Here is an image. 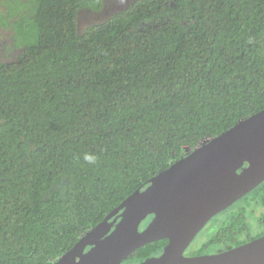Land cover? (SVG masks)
I'll return each mask as SVG.
<instances>
[{
    "label": "trees",
    "instance_id": "1",
    "mask_svg": "<svg viewBox=\"0 0 264 264\" xmlns=\"http://www.w3.org/2000/svg\"><path fill=\"white\" fill-rule=\"evenodd\" d=\"M102 8L0 1V34L12 28L21 52L7 61L0 50V264H54L186 149L264 110V0H135L79 34L80 12ZM258 208L264 182L188 253L264 236ZM168 243L125 263L160 256Z\"/></svg>",
    "mask_w": 264,
    "mask_h": 264
},
{
    "label": "water",
    "instance_id": "2",
    "mask_svg": "<svg viewBox=\"0 0 264 264\" xmlns=\"http://www.w3.org/2000/svg\"><path fill=\"white\" fill-rule=\"evenodd\" d=\"M263 182L264 110L186 149L149 188L136 191L54 264H129L125 261L139 248L165 239L169 243L160 256L132 264H264V236L222 253L185 254L214 216ZM125 207L128 210L117 227L101 238ZM152 214L148 226L141 229Z\"/></svg>",
    "mask_w": 264,
    "mask_h": 264
},
{
    "label": "rangeland",
    "instance_id": "3",
    "mask_svg": "<svg viewBox=\"0 0 264 264\" xmlns=\"http://www.w3.org/2000/svg\"><path fill=\"white\" fill-rule=\"evenodd\" d=\"M2 1V0H0ZM135 0H103V8L100 11H89L88 9H83V11L80 12L79 15V23H78V33L79 34H83L84 31L86 30L87 27L94 25V24H98V23H103L106 20H108V18L115 13L118 10H122L124 8H126L127 6H129L130 4H132ZM3 8V7H1ZM12 21V18H11ZM1 35V38H3V41L0 42V44L4 43L2 46H0V50L2 51V53L4 55H2L3 59H6L7 61H11L14 60V58H16L18 56L19 51L14 44V38H13V31L11 28V31H8L7 29H3ZM9 45L10 50L12 51L11 53L5 52V46L6 43ZM15 51V52H13ZM234 210L229 211L228 213H226L223 217L221 216L220 218L216 219L214 222L219 223L221 221H223L228 215H230ZM262 211H264L263 208H258L257 212L259 215L262 213ZM251 221H253V217H251ZM254 223V222H253ZM253 225V224H252ZM113 228L116 226H114V224L112 225ZM255 227V226H254ZM110 229V227H109ZM257 231V228H254ZM209 237V234L207 233L204 237H201V239L205 240Z\"/></svg>",
    "mask_w": 264,
    "mask_h": 264
},
{
    "label": "flooded vegetation",
    "instance_id": "4",
    "mask_svg": "<svg viewBox=\"0 0 264 264\" xmlns=\"http://www.w3.org/2000/svg\"><path fill=\"white\" fill-rule=\"evenodd\" d=\"M250 164L249 163H246L244 166H243V168H245V167H248ZM243 168L240 170V172H242V170H243ZM263 183H261L258 187H256L254 190H252L251 192H249L248 194H251L253 191H255L257 188H259L261 185H262ZM247 194V195H248ZM247 195H245V196H247ZM244 196V197H245ZM244 197H242L241 199H239L238 201H236L233 205H231L229 208H227L225 211H223V212H221V213H219V214H217L216 216H214L208 223H207V225L201 230V232L202 231H204V234H210V233H212V232H214L215 230H216V228H217V226L219 225V223H216V222H214L216 219H218L222 214H224V213H226V212H228L230 209H232L240 200H242V199H244ZM257 216V218H259V216L258 215H256ZM153 217L154 216H152V218H151V220L153 219ZM250 221V220H249ZM252 224H256L257 225V222H255V223H252ZM248 225H251V223H249ZM200 232V233H201ZM199 233V234H200ZM198 234V235H199ZM197 235V236H198ZM104 235H101L100 237L102 238ZM196 236V237H197ZM257 239V238H256ZM195 240V239H194ZM255 240V239H254ZM253 241V240H252ZM194 242V241H193ZM192 242V243H193ZM249 242H251V241H249ZM249 242H247V243H249ZM193 246V247H192ZM239 246H241V245H239ZM235 247H238V245H235L234 246V248ZM189 248H192L193 249V251L194 252H198L199 250H200V248H201V246L200 245H197V244H191L188 248H187V250L189 249ZM233 249V248H232ZM186 250V252H185V254L187 255V256H199V255H206L205 253L204 254H196V255H192V254H189L188 253V251ZM224 252V251H223ZM217 253H222V252H211V253H207V254H217Z\"/></svg>",
    "mask_w": 264,
    "mask_h": 264
},
{
    "label": "clouds",
    "instance_id": "5",
    "mask_svg": "<svg viewBox=\"0 0 264 264\" xmlns=\"http://www.w3.org/2000/svg\"><path fill=\"white\" fill-rule=\"evenodd\" d=\"M84 159L88 163L94 164L96 162L97 157L94 154H85Z\"/></svg>",
    "mask_w": 264,
    "mask_h": 264
}]
</instances>
